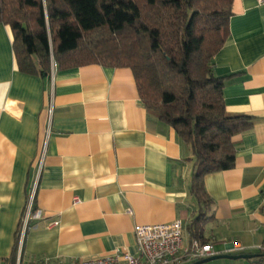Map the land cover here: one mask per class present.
Segmentation results:
<instances>
[{
	"label": "crops",
	"instance_id": "1",
	"mask_svg": "<svg viewBox=\"0 0 264 264\" xmlns=\"http://www.w3.org/2000/svg\"><path fill=\"white\" fill-rule=\"evenodd\" d=\"M231 12L212 70L233 75L223 88L226 113L252 124L232 139L234 167L203 179L212 204L201 236L211 257L255 256L264 242V3L234 0ZM12 41L10 27L0 24V264H73L116 251L135 256L137 226L176 220L187 246L201 211L190 192L192 153L148 115L131 70H56L52 86L49 77L18 71Z\"/></svg>",
	"mask_w": 264,
	"mask_h": 264
},
{
	"label": "trees",
	"instance_id": "2",
	"mask_svg": "<svg viewBox=\"0 0 264 264\" xmlns=\"http://www.w3.org/2000/svg\"><path fill=\"white\" fill-rule=\"evenodd\" d=\"M234 0H0V24L10 27L18 71L50 76L98 64L130 69L148 115L171 127L192 153L190 192L201 211L192 240L211 206L203 179L234 167L232 139L252 119L225 111L228 77L213 74V58L228 37ZM264 212V207L262 208ZM18 233L10 260L18 251ZM264 264V242L252 258Z\"/></svg>",
	"mask_w": 264,
	"mask_h": 264
},
{
	"label": "built area",
	"instance_id": "3",
	"mask_svg": "<svg viewBox=\"0 0 264 264\" xmlns=\"http://www.w3.org/2000/svg\"><path fill=\"white\" fill-rule=\"evenodd\" d=\"M258 2L261 4L264 0ZM56 70L52 62L49 76L52 86ZM32 199L33 193L22 217L21 234L30 220ZM182 234L183 224L180 220L166 224L137 226L134 230L137 249L135 256L116 251L108 256L93 260H78L73 264H185L214 255L210 244L202 245L199 241L192 240L185 246Z\"/></svg>",
	"mask_w": 264,
	"mask_h": 264
},
{
	"label": "water",
	"instance_id": "4",
	"mask_svg": "<svg viewBox=\"0 0 264 264\" xmlns=\"http://www.w3.org/2000/svg\"><path fill=\"white\" fill-rule=\"evenodd\" d=\"M254 256L253 255H242V256H229V255H221V256H214V257H209L197 262H194L192 264H205L214 260L218 259H252Z\"/></svg>",
	"mask_w": 264,
	"mask_h": 264
}]
</instances>
